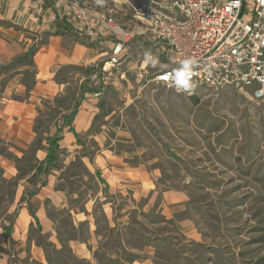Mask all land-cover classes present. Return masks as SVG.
Here are the masks:
<instances>
[{
  "label": "rangeland",
  "instance_id": "obj_1",
  "mask_svg": "<svg viewBox=\"0 0 264 264\" xmlns=\"http://www.w3.org/2000/svg\"><path fill=\"white\" fill-rule=\"evenodd\" d=\"M83 1L114 5L112 0ZM117 5L119 19L126 22L131 18L133 2ZM67 29L71 30L69 26ZM107 45L106 40H101L95 47L102 53L109 50ZM143 46L144 43L135 44L130 61L100 87L93 85L95 63L60 70L58 80L67 83L58 106L73 107L85 82L88 92L94 94L89 93V98L95 99L100 108L98 122L105 124L104 146L87 135L81 136L79 143L60 142L59 161L44 177L46 198L39 196L33 207L38 221L27 210L30 223L22 227L14 216L11 240L3 241L7 250L2 252L0 261L70 264L72 250L75 252L81 243L75 239L87 237L91 241L89 250L104 264H108L105 257L115 253L125 260L139 257L136 249L151 242L159 244V257L174 260V245L184 246V237L174 233V227L163 224L157 200L145 213L141 206L146 199L133 198L125 191L112 194V205H105L98 176L106 165L104 150L127 156L130 167L150 170L151 166H158L163 188L185 187L194 198L220 206L213 209L217 214L221 212L227 236L224 237L229 241L221 264H258L264 258V103L251 100L248 92L232 87L205 89L188 96L148 81L152 75L147 79L140 77L137 69L147 58ZM105 55L97 59L99 64ZM147 69L153 74V69ZM98 91L99 96L95 94ZM56 110L52 108L46 116H40L35 141L15 160L16 178L2 183V226L12 221L19 187L32 184L40 158L47 152L46 139L59 123ZM2 148L5 146L0 144ZM95 159L96 165L102 167L99 171ZM107 216L113 221L111 229ZM166 230L173 233L165 236ZM93 231L101 237L95 238ZM119 240L122 246L118 250ZM87 247L83 246L86 253ZM199 252L200 249L195 250ZM176 260L181 262L180 258ZM199 262L207 264L203 257Z\"/></svg>",
  "mask_w": 264,
  "mask_h": 264
},
{
  "label": "crops",
  "instance_id": "obj_2",
  "mask_svg": "<svg viewBox=\"0 0 264 264\" xmlns=\"http://www.w3.org/2000/svg\"><path fill=\"white\" fill-rule=\"evenodd\" d=\"M34 1L0 0V144L5 146L0 149V196L3 194L2 183L16 178L18 168L15 160L21 158L25 149L35 141V126L40 116L48 114L47 110L57 108L56 116L59 117L60 123L61 116L73 109L76 98L83 97L71 125L73 130H70L69 126L65 127L61 141L79 143L83 135H87L88 139H95L101 146H104L105 141V124L98 122L100 108L95 99L89 98V93L94 94L91 90L88 92L85 82L81 84L82 93L75 97L73 107L58 106L67 83L58 80V74L60 70L69 66L94 64L106 52H99L96 44L78 40L71 30H67L66 25L50 22L49 9H46L44 15L36 17ZM49 1L46 0L47 8L53 3L52 0ZM33 46L36 50L32 65L18 63L11 67L7 66ZM103 152L106 165L103 173L98 176L102 184L105 205H112V194H123L125 191L133 198L146 199L141 206L145 213L151 211L157 200L158 211L164 217L163 224L174 227V233L183 236L185 242L184 246L182 243L174 245L177 247L174 260L159 257V244L151 242L136 249V253L141 255L139 257L135 255L131 260H125L116 253L106 256L108 264H201L199 261L202 257L207 264L223 262L224 249L229 241L224 237L226 234L223 216L220 211L219 214L216 212L220 206L194 198L190 189L185 187L170 185L163 188L165 183H162L158 166H151L150 170L141 166L130 167L126 161L127 156L112 151L110 154L106 153V150ZM46 155L47 152L40 161ZM94 164L96 165V159ZM96 167L98 171L102 169L100 165ZM28 187L29 185L20 186L18 189L19 197L15 210L18 206L19 209L17 213L14 211L12 217L13 229L15 217L17 225L24 227L30 223L26 217L27 210L38 221L33 207L39 196L45 197L47 184L27 201L20 203ZM214 207L216 209H213ZM112 223V219L108 218L107 225L110 229ZM2 227L0 225V245L4 246L3 241H6V238ZM95 232L93 231V236L100 238L99 233ZM171 233H173L171 230H166L164 235L169 236ZM89 238L75 239L81 243L76 246L75 252L72 250L70 264H104L96 257L94 251L89 250L91 243ZM82 244L88 246L87 253ZM117 245L119 250L122 246L120 240ZM181 246L184 248L179 249ZM197 249H200L199 253H195ZM1 254L3 253H0V259ZM175 258H180L181 262ZM5 263L4 259L0 261V264Z\"/></svg>",
  "mask_w": 264,
  "mask_h": 264
},
{
  "label": "built area",
  "instance_id": "obj_3",
  "mask_svg": "<svg viewBox=\"0 0 264 264\" xmlns=\"http://www.w3.org/2000/svg\"><path fill=\"white\" fill-rule=\"evenodd\" d=\"M52 1L47 8L46 0H35L36 17L49 9V21L69 26L78 40L108 43L104 60L94 64V86L107 84L130 61L132 47L144 43L148 53L137 68L140 77L152 75L148 81L188 96L232 87L264 103V0H112L115 6ZM131 2V18L123 22L117 3ZM185 61L188 86L177 87L176 73Z\"/></svg>",
  "mask_w": 264,
  "mask_h": 264
},
{
  "label": "trees",
  "instance_id": "obj_4",
  "mask_svg": "<svg viewBox=\"0 0 264 264\" xmlns=\"http://www.w3.org/2000/svg\"><path fill=\"white\" fill-rule=\"evenodd\" d=\"M47 1H49V0H47ZM67 28H68V26H67ZM82 42L87 43V44H91V43L85 42L83 40H82ZM35 50H36V48L34 46L31 47L26 53L17 57L9 65H15L18 63L32 65L33 64V55L35 53ZM82 99H83V97L76 98L75 105H74L73 109L71 110V112L67 113V114H63L61 116L62 123L57 126L55 132L52 135H49L47 137V139H46L47 140V155L43 160L39 161V163L37 165L36 173H35L33 180H32V184L28 188H26L20 203L27 201L31 196L35 195L38 192V189L40 186H44L47 184V181L44 179V177L51 171V169L59 161L60 141L63 139L62 133L64 131V128L69 126V129L73 130V126H71V125H72V122H73V120L77 114L78 107H79V104L82 101ZM89 157H91V156H89ZM18 209H19V206L15 210V213H17ZM30 211L33 213V210L31 208H30ZM3 228H4L6 241L9 242L11 240L10 235L13 231V219H12V221H10V223L8 225H4ZM6 250L7 249L5 247L0 246V253L5 252ZM258 264H264V258H261V260L259 261Z\"/></svg>",
  "mask_w": 264,
  "mask_h": 264
},
{
  "label": "clouds",
  "instance_id": "obj_5",
  "mask_svg": "<svg viewBox=\"0 0 264 264\" xmlns=\"http://www.w3.org/2000/svg\"><path fill=\"white\" fill-rule=\"evenodd\" d=\"M187 70H188V62H183V68L176 73V85L177 87H187Z\"/></svg>",
  "mask_w": 264,
  "mask_h": 264
}]
</instances>
